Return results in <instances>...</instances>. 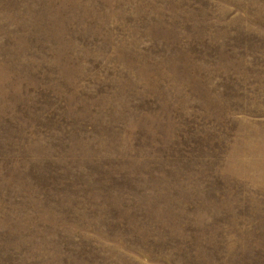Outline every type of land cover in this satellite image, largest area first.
<instances>
[{"label": "rangeland", "instance_id": "1", "mask_svg": "<svg viewBox=\"0 0 264 264\" xmlns=\"http://www.w3.org/2000/svg\"><path fill=\"white\" fill-rule=\"evenodd\" d=\"M0 264H264V0H0Z\"/></svg>", "mask_w": 264, "mask_h": 264}]
</instances>
